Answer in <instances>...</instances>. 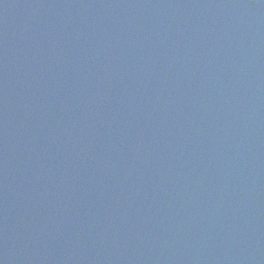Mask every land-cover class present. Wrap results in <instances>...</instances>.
I'll return each mask as SVG.
<instances>
[{
  "label": "water",
  "instance_id": "obj_1",
  "mask_svg": "<svg viewBox=\"0 0 264 264\" xmlns=\"http://www.w3.org/2000/svg\"><path fill=\"white\" fill-rule=\"evenodd\" d=\"M0 264H264V0H0Z\"/></svg>",
  "mask_w": 264,
  "mask_h": 264
}]
</instances>
